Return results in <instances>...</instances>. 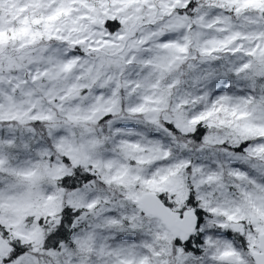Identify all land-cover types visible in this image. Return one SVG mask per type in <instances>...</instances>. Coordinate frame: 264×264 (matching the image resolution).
<instances>
[{"label":"snow or ice","instance_id":"snow-or-ice-1","mask_svg":"<svg viewBox=\"0 0 264 264\" xmlns=\"http://www.w3.org/2000/svg\"><path fill=\"white\" fill-rule=\"evenodd\" d=\"M0 264H264V0H0Z\"/></svg>","mask_w":264,"mask_h":264}]
</instances>
